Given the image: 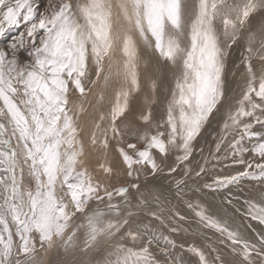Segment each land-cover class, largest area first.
Here are the masks:
<instances>
[{"label":"snow or ice","instance_id":"1","mask_svg":"<svg viewBox=\"0 0 264 264\" xmlns=\"http://www.w3.org/2000/svg\"><path fill=\"white\" fill-rule=\"evenodd\" d=\"M40 8L38 0H0V39L19 30L7 49L0 48V264H161L156 252L163 264H177L171 255L175 241L153 223L165 220L153 208L158 197L138 181L165 167L176 172L190 159L202 127L218 105L228 104L225 59L240 45L242 91L228 106L216 151L226 143L245 169L217 176L205 187L215 191L251 179L264 192V0H47ZM140 45L154 64L144 63ZM117 48L122 60L114 59ZM23 50L28 63L19 59ZM102 74L105 86L113 80L118 86L91 143L107 150L109 139L115 141L125 176L136 181L111 190L110 180L82 167L78 114L84 109L70 106L71 91L83 96L85 82L94 84ZM142 75L147 110L145 103L136 105ZM157 95L165 103L160 121L150 107ZM137 111L139 121L130 119ZM106 118L108 126L102 127ZM126 136L144 147H120ZM177 151L174 163L166 164ZM248 152L260 162L246 161ZM191 171L185 167L182 174ZM90 201L97 206L90 208ZM244 203L246 214L264 225V198ZM196 215L225 237L221 243L232 257L191 246L198 264H264V232L253 241L203 208ZM53 250L67 258L47 261Z\"/></svg>","mask_w":264,"mask_h":264},{"label":"bare ground","instance_id":"2","mask_svg":"<svg viewBox=\"0 0 264 264\" xmlns=\"http://www.w3.org/2000/svg\"><path fill=\"white\" fill-rule=\"evenodd\" d=\"M43 10L44 7L40 8V11ZM21 29L23 30V25H21ZM15 32H18V30H15ZM5 47L4 41L0 40V48ZM139 53L144 58L145 64L155 63V57L146 52L142 45L139 46ZM243 55L244 48L240 45H234L229 51L225 59L224 76L225 95L228 99V104L218 105L219 111L214 112L209 117V121L202 127L200 134L192 142L193 153L190 159L185 161L183 165H180L176 172H169L168 168L165 167L163 171L155 176L141 174V179L138 181L142 189L147 185L151 188L153 196L158 197V202L153 201V208L162 213L165 220L164 225H161L159 221H153V223L164 236H168L169 239L175 241L176 247L171 249V255L175 257L177 264H198V257L189 251L191 246L201 248L206 252L209 248H217L228 256L229 248L221 243L222 240H225V237L213 229L205 228L196 215V212L200 211L201 208L205 209L208 215L227 221L230 227L239 230L241 235L249 240L255 241L256 234L264 232V225L252 220L246 214V205L244 203L249 198H256L257 200L264 198L260 182L245 179L239 185H230L227 188L215 191L205 187L206 184H211L217 176L231 175L245 169V165L236 162L239 156L233 157L226 143L222 146L220 152L216 151V144L221 134V127L228 111V106L235 104L242 91L243 81L241 73L244 71V68L241 61ZM25 58L24 60L27 62L31 61V57L28 56L27 51ZM122 58V54L119 48H117L114 59L122 60ZM91 75L92 79H95L94 70ZM141 83L142 90L141 93L137 94L136 105L145 103L147 110L148 105L145 102V96L147 95L148 83L144 80L143 75ZM117 86L115 80L110 85L105 86L102 74L101 78L94 84L85 82L86 92L83 96L76 90H72L70 93V106L79 105L84 109L78 114L79 139L83 141L85 147V154L82 157V167L86 168L93 177L100 180L102 178L104 180L106 174L101 165L112 167L113 173L118 171L119 182L116 184V179L112 178L110 190L119 184H126L128 186L136 182L125 176V165L121 162L122 158L117 151L115 141L111 138L109 139V148L107 150L100 143L96 145L91 143V137L96 132L95 126L100 122V116L104 115L107 117ZM167 92L168 89L166 87L165 95ZM101 93L104 96L103 101L99 99ZM156 99L157 103L152 104L150 107L154 121H160L165 118L164 97L157 95ZM134 118L139 120L138 111L134 113ZM130 119H133V117H130ZM107 126L108 120L106 118L102 122V127ZM142 127H145V125ZM160 130L164 131V129ZM152 131H155L154 127ZM97 135L102 139L99 133ZM215 135L218 137L217 141H214L213 137ZM124 140L126 142L128 137L126 136ZM245 144L248 145L249 142L246 141ZM119 146L125 147V143ZM153 153L159 162V155L155 150H153ZM179 154L181 153L178 151L173 152L165 163L173 164L176 155ZM253 157L254 154L248 152L244 154L243 158L249 162H260L258 158L254 160ZM185 167L193 171L189 172L188 175H183L182 171ZM201 167L205 171L200 176H196L195 172L199 171ZM144 171L147 172V167H145ZM226 197L232 200L231 205L226 203ZM120 199L116 197L113 202L118 203ZM97 204L98 202L96 201H90L89 207H95ZM189 204H192L193 207L189 208ZM176 213L179 215H175ZM77 215L79 216L80 214L78 213ZM180 217H183V219H180ZM172 227H176L180 231L173 233L171 232ZM161 243L162 246H165L164 241H161ZM156 255L161 260V264H163L165 258L159 252H156ZM65 258L67 257L57 255L55 250H53L49 252L46 259L47 261H51ZM228 258L232 257L228 256Z\"/></svg>","mask_w":264,"mask_h":264},{"label":"rangeland","instance_id":"3","mask_svg":"<svg viewBox=\"0 0 264 264\" xmlns=\"http://www.w3.org/2000/svg\"><path fill=\"white\" fill-rule=\"evenodd\" d=\"M47 0H38V3L41 5V8L42 7H45L46 5H47ZM20 30H22V29H20ZM19 31V30H18ZM17 33L18 32H15V30L14 31H12L11 33L9 32L7 35H6V37L5 38H3V39H0V40H2V41H4V43H5V49H7V45L9 44V43H11V41H12V39L13 38H15V36L17 35ZM26 51L27 50H23V51H21L20 53H19V59L20 60H24V59H26L25 58V56H26ZM26 63H28L26 60H24ZM136 117V116H135ZM138 117V116H137ZM134 118V117H133ZM135 119V118H134ZM136 121H139V120H137V119H135ZM144 126L143 125V123L142 122H140V123H138V126H140V127H142V126ZM257 127H259V126H257ZM79 132H80V130H79ZM217 137V135H215V137H213L214 138V141H217L218 140V137ZM127 143H137V147L138 148H140V149H142L143 147H144V144L143 143H138L137 142V140H135V139H132V138H129L128 137V140L125 142V148H126V150H127V147H126V145H127ZM118 172V171H117ZM117 172H115V173H106L105 174V178H104V180H110V184H111V179L113 178V179H116V184H118V182H119V179L120 178H118L119 177V174L117 173ZM101 180H103V178L101 179ZM121 186H126V184H119V185H117V187H121Z\"/></svg>","mask_w":264,"mask_h":264}]
</instances>
